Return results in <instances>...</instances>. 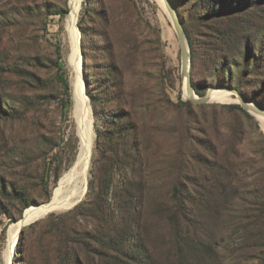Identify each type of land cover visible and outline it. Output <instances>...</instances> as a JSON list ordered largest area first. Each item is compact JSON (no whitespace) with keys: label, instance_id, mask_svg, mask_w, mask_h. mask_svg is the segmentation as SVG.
Listing matches in <instances>:
<instances>
[{"label":"rangeland","instance_id":"374dc122","mask_svg":"<svg viewBox=\"0 0 264 264\" xmlns=\"http://www.w3.org/2000/svg\"><path fill=\"white\" fill-rule=\"evenodd\" d=\"M173 1L195 58L197 95L236 89L264 108V0ZM70 10V0H0V264H144L138 238L158 264H179L169 251L168 215L170 169L180 160L188 163V207L216 213L217 245L211 240L190 261L264 264V125L234 93L230 102L186 100L179 38L158 0H82L80 75L96 131L92 186L83 206L24 227L22 252L9 263L10 225L51 200L79 154Z\"/></svg>","mask_w":264,"mask_h":264},{"label":"bare ground","instance_id":"6f19581e","mask_svg":"<svg viewBox=\"0 0 264 264\" xmlns=\"http://www.w3.org/2000/svg\"><path fill=\"white\" fill-rule=\"evenodd\" d=\"M159 3L168 13L164 0H158ZM82 0H70L71 10L68 15L66 29L70 37L71 50L69 62L75 71L72 78L73 85V102L74 116L77 121V133L80 138L79 156L74 165L63 175L56 188L51 203L41 205L33 204L26 211L25 221H20L16 225V230L9 232V263L12 262V254L20 251L21 229L24 225L46 216L51 212L67 211L75 204L78 198H84L88 191V183L92 176L91 171V153L93 148L96 131L94 129L93 111L90 104V98L87 93V85L80 75L81 58L80 42L81 34L77 27L78 14L81 8ZM169 14V13H168ZM170 16V15H169ZM74 73V72H73ZM185 97L188 96L187 83L188 77L185 75ZM86 85V86H85ZM194 97H198L197 94ZM210 101L230 102L235 100L232 93L227 90L214 89L209 94ZM256 114V113H254ZM73 116V117H74ZM258 120L264 125V116L256 114ZM74 119V120H75ZM93 165V164H92ZM19 253V252H18Z\"/></svg>","mask_w":264,"mask_h":264},{"label":"trees","instance_id":"16d2710c","mask_svg":"<svg viewBox=\"0 0 264 264\" xmlns=\"http://www.w3.org/2000/svg\"><path fill=\"white\" fill-rule=\"evenodd\" d=\"M173 1V0H172ZM174 3V1H173ZM61 14L66 13V11H61ZM185 26V25H184ZM195 58L193 57V65L195 64ZM61 79L66 86V95L67 99L66 102L70 99V87L67 78L65 75L61 74ZM193 80V78H192ZM195 89L199 92V89L197 88V85L193 81ZM88 93V92H87ZM186 105H189V102H183ZM67 105L65 103L64 109H66ZM103 134V132L99 133V137ZM140 151V149H138ZM120 151V149H119ZM119 153V152H118ZM186 153V152H185ZM184 151L183 153H180V155H185ZM134 155H132L133 160ZM188 163H186V160L179 161L177 164H173L171 167L172 173H176V177L171 182L172 185V191L171 196L169 198L170 200V211L168 215V221L169 225L171 226L170 231V241H168V244L172 246L173 249L169 250L172 252V255L176 259L179 258V264H193L192 261H190L191 253L200 249H204L206 246L209 245V242L214 239V233L212 231V222L216 218V213H212V210L210 209H198V210H192L190 207H188V203L190 200V197H188L185 188L186 184L183 179L185 170L187 169ZM128 166V165H127ZM126 166V167H127ZM210 166V165H209ZM209 168V167H208ZM128 169V168H127ZM131 174H135V168L129 169ZM215 173V172H214ZM91 182H90V189H91ZM90 192V190H89ZM88 192V194H89ZM87 194V196H88ZM117 193H113V195H116ZM141 195H139L141 202L140 207L135 209V215L139 216L140 219L143 218V201H144V193L143 190L140 192ZM107 195H110V190L107 191ZM210 197L206 199L205 203L209 206L210 203ZM85 200L80 203L79 205H84ZM77 205V206H79ZM76 206V207H77ZM74 207V208H76ZM74 213L73 211L70 212L68 215H72ZM63 216H58V218H62ZM134 217V216H133ZM197 221V222H196ZM36 225H39V222L36 221L32 223L31 227H34ZM25 235V229H23L21 233V239H20V248H21V242ZM259 242H261V247H264V232L260 233ZM138 240L142 243V246L145 249L144 254V264H158L157 259L155 258L153 252L151 251V248L147 243H145L142 239L138 238ZM214 244L217 245V242L215 241ZM21 250V249H20ZM20 253L22 251H19ZM262 252L264 254V249H262ZM169 254V253H168ZM64 256V255H63Z\"/></svg>","mask_w":264,"mask_h":264},{"label":"water","instance_id":"95a60500","mask_svg":"<svg viewBox=\"0 0 264 264\" xmlns=\"http://www.w3.org/2000/svg\"><path fill=\"white\" fill-rule=\"evenodd\" d=\"M164 3L166 5V8L168 10V13L170 15V18L174 24V27H175V30L177 32V35H178V38H179V42H180V46H181V53H182V69H183V72H184V75H187L188 77V83H187V90H188V96L185 97L186 100H190V101H193L194 103L196 104H204V103H207L210 101V98H209V94L210 92L215 89L214 87H211L208 92L206 93V95H204L203 97H194L196 93V89H195V86H194V83H193V80H192V68H193V58H192V54H191V48H190V44H189V38H188V35H187V32H186V29H185V26H184V22L178 12V10L176 9L174 3L172 0H164ZM229 91H231V93H234L236 95H238L239 97V103L241 104V106L250 111V112H253V113H256V114H261L264 116V108L263 107H260L258 105H255V104H251L244 96H242L238 90L236 89H228ZM79 136V135H78ZM80 150V148H79ZM92 151H93V148H92ZM79 156V154H78ZM78 158V157H77ZM91 159H92V153H91ZM76 162V161H75ZM91 168H92V160H91ZM93 176V174H92ZM91 176V178H92ZM90 182H91V179L88 183V191L85 195L84 198H81V199H77L75 200V204L74 206H72L70 209L76 207L77 205H79L80 203H82L84 201V199L87 197V194L90 190ZM54 194V192H53ZM53 197V196H52ZM52 201V198L50 201L46 202V203H51ZM41 204H45V203H36V205H41ZM30 206H28L27 208H29ZM26 208V209H27ZM25 209V210H26ZM46 216H42L40 218H38L37 220L33 221V222H30L26 225H24L21 229V233L24 229V227L26 226H29L31 225L32 223L44 218ZM26 219V211H24L23 213V216L13 222L10 227H9V232L11 230H16V225L18 222L20 221H25Z\"/></svg>","mask_w":264,"mask_h":264}]
</instances>
